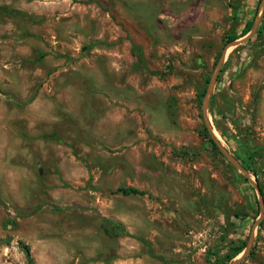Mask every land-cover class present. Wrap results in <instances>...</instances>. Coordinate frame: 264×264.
<instances>
[{
	"label": "rangeland",
	"instance_id": "rangeland-1",
	"mask_svg": "<svg viewBox=\"0 0 264 264\" xmlns=\"http://www.w3.org/2000/svg\"><path fill=\"white\" fill-rule=\"evenodd\" d=\"M0 6V264H264V0Z\"/></svg>",
	"mask_w": 264,
	"mask_h": 264
},
{
	"label": "water",
	"instance_id": "water-1",
	"mask_svg": "<svg viewBox=\"0 0 264 264\" xmlns=\"http://www.w3.org/2000/svg\"><path fill=\"white\" fill-rule=\"evenodd\" d=\"M255 26H256V20H253L251 28L249 29V31L246 34H244L241 37H238L236 39H233V40L229 41L225 45V47L228 46V45H236V44H239V43H242V42L246 41L252 35V33L254 32ZM225 47H224V49H225ZM224 49H223V51L221 53V56H220V58H219V60H218V62L216 64L214 73H213L212 77L208 81L207 91L212 87V84H213V82L215 80L216 74L218 73V71L220 69L222 57H223V54H224ZM206 97H207V94H206ZM202 115H203L204 125H205L206 129L208 130L209 136H210L211 140L213 141V143L219 148V150L229 160V162L231 164H233L237 169H239L243 173L244 176H247L248 172L246 171V169L236 160V158L234 156H232L228 151H226L219 144V142L214 138L213 134L211 133V130H210V127H209V124L207 122V118H206V115H205V105L202 106ZM251 184H252V186L254 187V189L256 190V193H257L258 202H259V205H260L259 216L261 217L263 215V213H264L262 196H261V193L259 191V187H258L257 183L256 182H251ZM247 250H248V246L245 245L242 254L240 256H238L237 258L232 259L227 264H235V263H237L246 254Z\"/></svg>",
	"mask_w": 264,
	"mask_h": 264
},
{
	"label": "trees",
	"instance_id": "trees-1",
	"mask_svg": "<svg viewBox=\"0 0 264 264\" xmlns=\"http://www.w3.org/2000/svg\"><path fill=\"white\" fill-rule=\"evenodd\" d=\"M6 11H8V10H6L5 7L0 6V12H6ZM263 16H264V12H263ZM251 25H252V20H247L244 23V26L241 28L239 33H228V34H226L224 39H223V43H222L221 48H224L225 45L229 41H231L233 39H236L238 37H241L244 34H246L249 31V29L251 28ZM240 164L247 170V172L255 175L254 172L250 169V167L247 164L242 163V162H240ZM257 185L259 187L260 193L262 194V190H261V187H260V184L258 183V181H257ZM118 190L120 192H122V193H134V194H139V195H142V194L145 193L144 190L137 189V188H134V187H123V188H118ZM263 202H264V198H263ZM19 247H20V249H21V251H22V253L24 255L26 263L30 264L31 263V259H30V253H29L28 246L26 244L20 243ZM244 247H245V241H242L241 244L234 246L233 249H232L233 252L231 254L226 255L225 256V260L220 262V264H224L225 262L229 261L232 257H234L236 254H238L241 250H243Z\"/></svg>",
	"mask_w": 264,
	"mask_h": 264
}]
</instances>
